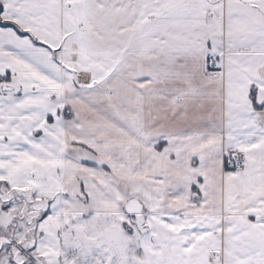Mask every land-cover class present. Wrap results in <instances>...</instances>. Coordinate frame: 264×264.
Wrapping results in <instances>:
<instances>
[{
	"label": "snow or ice",
	"instance_id": "obj_1",
	"mask_svg": "<svg viewBox=\"0 0 264 264\" xmlns=\"http://www.w3.org/2000/svg\"><path fill=\"white\" fill-rule=\"evenodd\" d=\"M0 264H264V0H0Z\"/></svg>",
	"mask_w": 264,
	"mask_h": 264
}]
</instances>
